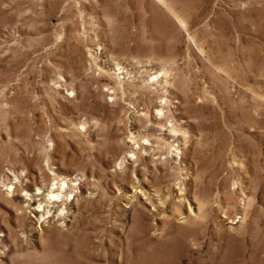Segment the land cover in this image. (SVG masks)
Here are the masks:
<instances>
[{
	"label": "rangeland",
	"instance_id": "obj_1",
	"mask_svg": "<svg viewBox=\"0 0 264 264\" xmlns=\"http://www.w3.org/2000/svg\"><path fill=\"white\" fill-rule=\"evenodd\" d=\"M0 264H264V0H0Z\"/></svg>",
	"mask_w": 264,
	"mask_h": 264
},
{
	"label": "bare ground",
	"instance_id": "obj_2",
	"mask_svg": "<svg viewBox=\"0 0 264 264\" xmlns=\"http://www.w3.org/2000/svg\"><path fill=\"white\" fill-rule=\"evenodd\" d=\"M70 180L49 176L47 184L23 188V192L21 191L22 193L20 192L18 196L22 199L25 209L34 215L37 222H40L42 218L45 221L57 220L61 214L54 212L70 202L69 195L74 197L75 187Z\"/></svg>",
	"mask_w": 264,
	"mask_h": 264
}]
</instances>
